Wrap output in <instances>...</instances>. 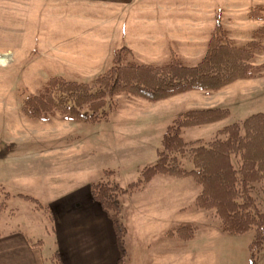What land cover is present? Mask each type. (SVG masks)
I'll return each mask as SVG.
<instances>
[{
	"label": "rangeland",
	"instance_id": "1",
	"mask_svg": "<svg viewBox=\"0 0 264 264\" xmlns=\"http://www.w3.org/2000/svg\"><path fill=\"white\" fill-rule=\"evenodd\" d=\"M64 1L47 2L41 12L35 0H0V234L29 229L35 241L45 240L46 254L52 244L48 233L53 236L48 212L22 195L45 206L90 181L127 188L157 162L166 129L187 111L222 108L230 116L185 129L186 141L210 140L229 125L264 114L263 76L215 93L190 91L156 103L120 93L112 99L108 120L99 123L67 121L60 114L45 120L50 123L29 119L22 110L29 95L55 76L94 83L112 66L116 49H131L130 59L139 63L163 64L176 55L192 67L207 53L217 14L237 44L253 39L264 25V19L248 17L264 0H133L128 5L92 0L91 6L70 7ZM253 62L264 64V50ZM80 154L84 159L77 158ZM183 162L185 169L193 168L189 159ZM148 183L119 198L129 255L149 243L151 264L252 263L255 230L223 232L214 211L195 207L201 188L191 177L160 175ZM263 188V182L254 184L252 195L264 212ZM180 223L199 228L188 240L166 234ZM255 259L264 264V245Z\"/></svg>",
	"mask_w": 264,
	"mask_h": 264
},
{
	"label": "trees",
	"instance_id": "2",
	"mask_svg": "<svg viewBox=\"0 0 264 264\" xmlns=\"http://www.w3.org/2000/svg\"><path fill=\"white\" fill-rule=\"evenodd\" d=\"M250 19H264V6L248 13ZM208 41L207 53L196 66H187L174 55L163 64L139 63L130 59L133 51L116 49L112 66L97 76L94 83L69 81L52 77L36 94L29 95L23 113L34 120L45 121L60 114L67 121L99 123L108 120L114 106L112 99L126 93L156 103L190 91L218 92L240 80L262 78L264 64L254 58L264 50V25L245 44H237L229 34L219 14ZM230 116L228 109L191 110L179 115L166 129L158 160L143 169L140 179L127 188L99 182L90 187L93 199L114 221L120 249L118 264H126V228L120 223V196L141 190L155 176L191 177L201 188L194 205L212 210L223 232L239 235L255 230L251 244V264L264 245V212L252 195L253 185L264 183V114L251 115L217 132L210 140L186 141L185 129L215 124ZM189 159L193 168H184ZM264 189V188H263ZM25 199L41 204L30 196ZM193 223H180L168 229L167 235L191 239L198 230ZM37 245V244H35Z\"/></svg>",
	"mask_w": 264,
	"mask_h": 264
},
{
	"label": "crops",
	"instance_id": "3",
	"mask_svg": "<svg viewBox=\"0 0 264 264\" xmlns=\"http://www.w3.org/2000/svg\"><path fill=\"white\" fill-rule=\"evenodd\" d=\"M54 1L56 3V0H35V5L40 2L42 12L45 3L52 2L53 4ZM90 1L92 0H65L64 3L67 5L86 3L82 5L91 6ZM93 1L110 5H128L133 0ZM54 120L70 125L68 124L70 122L64 120ZM41 122L50 123V121ZM77 156L81 160L84 159L83 154ZM66 165H71V163L57 165V168ZM153 181H156V178ZM94 184H96L94 181H90L67 193L55 196L54 199L45 202V206L41 204L42 207L39 209L48 212L45 217L52 225L53 236L46 228L52 239L49 254L44 252V239L35 241L36 233L34 234L29 229L23 231L19 227L17 231L0 234V264H118L121 253L115 224L101 204L93 199L90 187ZM36 200L39 202L38 199ZM35 209L38 208L35 207ZM126 233H128L127 228ZM125 246L126 264H132V261L134 264L135 262L139 264L140 260H146V264L152 263L151 250L153 248L149 243L136 246L137 249L134 250L136 253L133 251L131 255H129L126 241ZM129 258L130 261H128Z\"/></svg>",
	"mask_w": 264,
	"mask_h": 264
}]
</instances>
